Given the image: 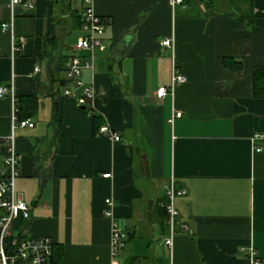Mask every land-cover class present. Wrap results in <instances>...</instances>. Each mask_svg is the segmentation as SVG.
Masks as SVG:
<instances>
[{
  "label": "crops",
  "instance_id": "0c3cea01",
  "mask_svg": "<svg viewBox=\"0 0 264 264\" xmlns=\"http://www.w3.org/2000/svg\"><path fill=\"white\" fill-rule=\"evenodd\" d=\"M170 2L91 0L104 27L89 53L73 49L80 0H0L10 28L0 32V85L11 78L16 117L33 123L13 129L14 189L29 207L20 228L50 238L57 264H250L249 248L264 259V139L259 151L250 141L264 134V98L251 90L264 65V0ZM71 55L89 64L85 107L62 93H79L64 78ZM172 65L185 81L157 97ZM10 109L1 97L0 137ZM169 183L184 190L170 247ZM111 224L126 234L114 256Z\"/></svg>",
  "mask_w": 264,
  "mask_h": 264
},
{
  "label": "built area",
  "instance_id": "2783aa9c",
  "mask_svg": "<svg viewBox=\"0 0 264 264\" xmlns=\"http://www.w3.org/2000/svg\"><path fill=\"white\" fill-rule=\"evenodd\" d=\"M82 7L79 13V27L83 34L75 41L74 50H84L89 53L99 44L98 35L102 32L104 24L100 18L93 12L91 0H80ZM181 0H171L172 4H177ZM22 3V0H9V6ZM27 7H31L30 3H25ZM9 22L0 23V32L9 30ZM12 37V36H11ZM164 46L170 45V40L161 41ZM11 48H15V42L11 38ZM88 61L81 59L76 55L68 57L64 66V78L72 83L74 88L79 89L78 94H74L71 89H63L64 96H71L77 107H85L95 95L93 87L84 85L79 79L81 68L88 67ZM185 81L183 74L172 65L170 70V78L168 86H160L157 88L155 95L161 97L167 92L172 95L176 85ZM7 97L11 102L9 115V132L6 136L0 137V264H49L53 242L46 236L36 237L30 236L20 228L21 221L28 218L29 207L21 200L14 189V180L19 175L18 155L14 148L13 129L19 127H32L33 123L29 119H17L15 106V95L12 88V80L0 85V98ZM179 112H174L169 118L171 122L173 117H178ZM98 133L107 134L111 139L117 140L118 136L110 133L105 125L98 127ZM264 139L263 133L255 132L250 136L253 150L259 151L261 147L256 144L257 141ZM108 177L109 174H103ZM184 194L183 189H175L171 183L165 186L163 205L165 213V223L168 228V236L164 240V244L171 246L174 236L175 218L177 210L173 200L175 197ZM104 214L109 215L107 210L110 200L104 199ZM183 229L184 226H181ZM126 238L125 232L111 224L109 230V253L114 256L118 250L123 247ZM242 250V249H240ZM248 257L250 264H264V259L254 256L251 248L248 249Z\"/></svg>",
  "mask_w": 264,
  "mask_h": 264
},
{
  "label": "trees",
  "instance_id": "16d2710c",
  "mask_svg": "<svg viewBox=\"0 0 264 264\" xmlns=\"http://www.w3.org/2000/svg\"><path fill=\"white\" fill-rule=\"evenodd\" d=\"M228 60H229L228 58H222L223 65L226 66ZM233 64L236 67L238 66L236 62H233ZM251 81H252V88H251L252 95L254 97L264 98V65L253 67L251 71ZM92 117L94 118V115ZM56 254L58 256L57 250L53 249L49 259V264H57Z\"/></svg>",
  "mask_w": 264,
  "mask_h": 264
},
{
  "label": "rangeland",
  "instance_id": "374dc122",
  "mask_svg": "<svg viewBox=\"0 0 264 264\" xmlns=\"http://www.w3.org/2000/svg\"><path fill=\"white\" fill-rule=\"evenodd\" d=\"M76 34H77V32H74V34H73V36H72L71 39H74V37H75Z\"/></svg>",
  "mask_w": 264,
  "mask_h": 264
}]
</instances>
